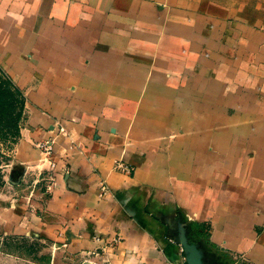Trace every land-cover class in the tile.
I'll return each mask as SVG.
<instances>
[{
    "label": "crops",
    "instance_id": "obj_1",
    "mask_svg": "<svg viewBox=\"0 0 264 264\" xmlns=\"http://www.w3.org/2000/svg\"><path fill=\"white\" fill-rule=\"evenodd\" d=\"M0 66L27 111L10 234L84 264H264V0H0Z\"/></svg>",
    "mask_w": 264,
    "mask_h": 264
},
{
    "label": "rangeland",
    "instance_id": "obj_2",
    "mask_svg": "<svg viewBox=\"0 0 264 264\" xmlns=\"http://www.w3.org/2000/svg\"><path fill=\"white\" fill-rule=\"evenodd\" d=\"M17 89V90H16ZM25 98L0 66V204L14 205L22 194L15 188L20 176L16 144L26 124ZM29 196V193L26 197ZM0 212V264H84L74 256L54 257V246L29 236L10 234ZM204 233H208L203 229ZM93 261H86L85 264Z\"/></svg>",
    "mask_w": 264,
    "mask_h": 264
},
{
    "label": "built area",
    "instance_id": "obj_3",
    "mask_svg": "<svg viewBox=\"0 0 264 264\" xmlns=\"http://www.w3.org/2000/svg\"><path fill=\"white\" fill-rule=\"evenodd\" d=\"M35 146L40 150V152L43 155V159L46 161L51 162L52 158V153H53V147H52V142L49 140H43V141H38L35 143ZM117 167L122 169L125 172H130L131 167L127 166L124 163H118ZM105 186H102L104 188Z\"/></svg>",
    "mask_w": 264,
    "mask_h": 264
},
{
    "label": "water",
    "instance_id": "obj_4",
    "mask_svg": "<svg viewBox=\"0 0 264 264\" xmlns=\"http://www.w3.org/2000/svg\"><path fill=\"white\" fill-rule=\"evenodd\" d=\"M182 245H183V247L185 249V242L184 241L182 242ZM187 264H189V262H187ZM197 264H199V261H197Z\"/></svg>",
    "mask_w": 264,
    "mask_h": 264
},
{
    "label": "trees",
    "instance_id": "obj_5",
    "mask_svg": "<svg viewBox=\"0 0 264 264\" xmlns=\"http://www.w3.org/2000/svg\"><path fill=\"white\" fill-rule=\"evenodd\" d=\"M17 90V89H16Z\"/></svg>",
    "mask_w": 264,
    "mask_h": 264
}]
</instances>
